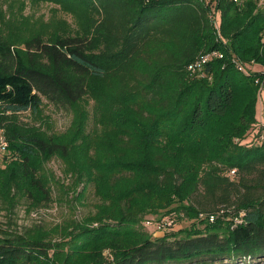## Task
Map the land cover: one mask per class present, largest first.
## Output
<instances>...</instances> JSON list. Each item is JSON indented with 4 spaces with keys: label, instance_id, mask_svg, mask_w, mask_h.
Segmentation results:
<instances>
[{
    "label": "trees",
    "instance_id": "trees-1",
    "mask_svg": "<svg viewBox=\"0 0 264 264\" xmlns=\"http://www.w3.org/2000/svg\"><path fill=\"white\" fill-rule=\"evenodd\" d=\"M74 1L66 7L79 20L75 36L45 43L35 35L24 51L0 38V125L12 165L0 169V264L263 260L264 141L233 142L256 122L260 85L230 59L264 67V7ZM215 49L225 59L207 67L212 79L191 76L187 66ZM45 100L73 114L65 133L51 132L42 117L40 126L21 121L27 111L40 116ZM53 159L70 183L46 169ZM54 192L82 214L55 226H13L20 205L30 214L54 202ZM173 212L203 227L162 237L145 230L149 216Z\"/></svg>",
    "mask_w": 264,
    "mask_h": 264
},
{
    "label": "rangeland",
    "instance_id": "rangeland-1",
    "mask_svg": "<svg viewBox=\"0 0 264 264\" xmlns=\"http://www.w3.org/2000/svg\"><path fill=\"white\" fill-rule=\"evenodd\" d=\"M67 3L76 4L74 0H0V38L11 42L13 49L24 51L25 41L35 35H41L45 43L51 42L58 37L75 36L79 29V20L73 9L66 7ZM259 6H262L260 2ZM262 97L264 100V94ZM261 106L262 103L258 98L256 122L251 125L243 137L233 139L235 144L247 146L259 140ZM88 111L92 114V103L88 106ZM19 116L24 123L34 124L35 126L41 125L42 117L46 123L45 127L54 133H65L73 120L71 112L59 109L49 104L46 100L41 108L40 116L32 114L30 111L21 113ZM8 155V151L5 153L0 151V169L2 171H7L12 166L9 162L10 160L7 159L9 158ZM5 158L7 159L6 161ZM46 169L52 172L60 181H64L66 184L71 182L70 178H66L63 175L62 165L58 160L53 159L50 161L46 165ZM56 198L57 192H54V202L32 211L30 214L26 212L24 205H20L13 218V226L20 228L33 224L55 226L65 219L82 214L83 210L79 204H75L74 209L70 204L58 202ZM4 214L5 212L1 214V220L5 222ZM173 215L175 225L172 229L159 232L156 222L162 217L149 216L145 221V230L153 237H162L180 233L184 229L192 228L194 225L201 226L202 222L199 219H188L184 215L175 212H173ZM247 264H264V259Z\"/></svg>",
    "mask_w": 264,
    "mask_h": 264
},
{
    "label": "built area",
    "instance_id": "built-area-1",
    "mask_svg": "<svg viewBox=\"0 0 264 264\" xmlns=\"http://www.w3.org/2000/svg\"><path fill=\"white\" fill-rule=\"evenodd\" d=\"M200 3L208 4L210 0H197ZM234 3L239 4L243 2L244 0H233ZM259 2L264 5V0H259ZM209 18L211 22L213 23L215 27V31L217 32L218 36L221 38L220 35V26L219 22L217 19V13L215 11L214 7H211V11L209 13ZM221 40L226 43V40L222 39ZM261 44L264 46V31L261 34ZM225 59V54L221 50L215 49L211 50L206 53H202L198 58H196L192 63H190L187 66V71L188 73L196 78L199 79H208L211 80L212 76L206 72L207 67L209 64L215 60H224ZM231 64L238 70L240 73H242L245 76H256L255 83L260 85L259 89V94L258 98L260 99L262 106H261V119L259 123V128L261 131H259L258 134V139L257 142L261 143L264 141V100H263V94H264V67L258 65L256 62L252 61L249 63H245L241 60H239L237 57L233 56L230 59ZM258 74V75H257ZM9 148V143L6 138L5 134V129L0 125V151L5 153L8 151ZM235 173V170L232 171V174ZM174 215L167 216L161 218L159 221L156 222L157 230L159 232L165 231L168 229H172L175 225V219L173 217ZM244 216L243 213L240 214V218H237L235 220L236 223H241V219ZM200 219L206 220L209 223H214L216 221V216L215 215H205V214H200L199 215Z\"/></svg>",
    "mask_w": 264,
    "mask_h": 264
}]
</instances>
